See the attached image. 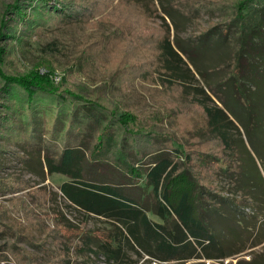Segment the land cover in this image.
<instances>
[{
    "label": "trees",
    "instance_id": "16d2710c",
    "mask_svg": "<svg viewBox=\"0 0 264 264\" xmlns=\"http://www.w3.org/2000/svg\"><path fill=\"white\" fill-rule=\"evenodd\" d=\"M180 1L120 0L116 14L108 8L97 14L82 0H13L2 7L0 169L11 152L43 180L64 177L60 196L84 217L71 220L58 207L46 214L61 238L57 264H223L242 256L249 259L236 264H264V0H235L221 24L186 41L172 38L167 22L192 21ZM151 19L152 76L201 110L202 125L181 133L217 146V155L158 137L164 114L54 86L57 66L48 57L27 70L18 58L34 33L104 20L141 34ZM214 53L219 61L205 69L204 57ZM32 189L0 177V195L30 190L37 207L45 195L52 204L58 197L46 187ZM25 211L26 222L37 218ZM91 220L101 225L89 226ZM22 222L0 204V264H36L11 244L24 243Z\"/></svg>",
    "mask_w": 264,
    "mask_h": 264
},
{
    "label": "rangeland",
    "instance_id": "374dc122",
    "mask_svg": "<svg viewBox=\"0 0 264 264\" xmlns=\"http://www.w3.org/2000/svg\"><path fill=\"white\" fill-rule=\"evenodd\" d=\"M12 1L0 0V13L3 5ZM119 1L82 0L87 8L96 10L97 14L107 8L108 12L119 13V11L112 10L113 7L120 5ZM234 1L181 0L179 3L181 8L191 15L192 21L178 17L175 21V27L172 21L167 19V22L171 25L172 38L186 41L191 36L202 34L208 28L221 24L225 13H230V10H228L229 5ZM146 26L147 28L143 30L144 33L139 34L135 28L128 29L122 25L118 26L115 21L107 22L103 20L99 22L93 20L89 24L65 26L53 34L47 33V31L38 32L25 38L24 43L19 46L18 58L27 70L32 68L39 59L48 57V60L57 66V71L51 78L54 86H61L64 89L78 92L83 90L90 93V95L100 94L105 101L122 108L129 107L135 112L144 114L153 112L155 115L164 114L166 116L165 122L158 129V137L169 140L175 137L182 143L188 142L186 148L189 150H197L198 148L203 152H210L212 156L217 155V146L213 149L210 143H204L203 146H200L197 140H191V137L184 136L181 133L201 126L203 115L197 107L188 105V102L187 104L181 102L180 92L177 88H165L159 79L152 76L154 54L148 40H150V34L153 32L152 29L156 28V20L147 21ZM49 44L53 45L48 47ZM219 59L220 54L206 55L203 59L204 68L212 66ZM120 61L121 63H118ZM187 67L190 68L195 78L199 79L194 68L188 62ZM183 70L186 72L185 67H183ZM191 85L193 86L195 83ZM235 123L237 124V122ZM241 131L243 133L242 129ZM243 139L248 151L259 165V160L253 154L244 133ZM2 157L5 159L2 163V169H0V177L21 181L31 186L32 190L38 187H46L48 192L58 194V197L53 200V204L49 196L45 195L42 198L43 201L45 200V205L41 207H37L35 201L37 198L30 195V190H19L15 193L0 195L2 208L8 214L10 213L12 219H16L17 222L23 221L24 230H27L28 235L23 240L24 243H17L15 239L11 242L15 246V252L27 256L24 257L26 260H35L36 264H57L59 262L57 256L62 250L61 238L60 235L53 232L54 222L46 214H49L52 208L56 209L58 207L71 220L83 221L84 219L82 214L71 208L60 196L58 188L66 179L60 175H46L45 180H43L42 174L21 163L13 153L3 154ZM227 184L228 182L225 181V189H232ZM19 201H25L28 204L18 206ZM27 207L37 215L36 219L27 221L28 223L24 220L25 208ZM246 211L250 210L247 209ZM6 221L8 220L6 219ZM100 225V222L94 220H91L89 224L92 227H99ZM63 234L65 237H74L71 233L63 232ZM4 244L3 240L0 239V246ZM239 259L248 260L249 257L228 258L223 264H236ZM205 263L220 264L208 261H205ZM12 264L17 263L13 261ZM186 264H192V262Z\"/></svg>",
    "mask_w": 264,
    "mask_h": 264
}]
</instances>
